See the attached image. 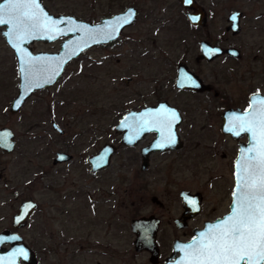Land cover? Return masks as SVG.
<instances>
[{"label": "rangeland", "instance_id": "obj_1", "mask_svg": "<svg viewBox=\"0 0 264 264\" xmlns=\"http://www.w3.org/2000/svg\"><path fill=\"white\" fill-rule=\"evenodd\" d=\"M42 1L53 14L94 23L129 6L137 7L140 15L118 40L85 51L66 66L54 85L33 92L14 113L9 106L18 90L16 59L0 32V128L9 127L16 139L11 153L0 150V231L11 228V217L22 201L34 200L39 208L20 232L39 264H55L52 227L57 225L53 207L56 185L65 182L59 193L67 195L73 192L74 182V189L85 186L83 191H91L93 199L107 195L115 200L119 195V247L118 253L111 251L119 260L105 257L102 264H150L147 254H135L132 246L130 221L136 217L133 201L137 194L133 151L118 146L110 165L96 174L90 172L85 159L106 143L119 145V135L114 131L119 117L145 101L137 98V89L148 98V78L155 67L175 63L184 50H197V41L206 34L214 44L261 50L264 76V0H199L212 13L203 33L192 31L189 25L185 28V10L177 0ZM234 10L244 14L236 36L225 31L226 18ZM60 42L38 41L32 50L57 52ZM128 77L131 82L126 86ZM51 120L65 131L64 135L52 129ZM67 148L75 159L64 165L52 164L55 152ZM182 177L186 186L198 187L194 176L185 173ZM202 219L189 224L187 235Z\"/></svg>", "mask_w": 264, "mask_h": 264}, {"label": "flooded vegetation", "instance_id": "obj_2", "mask_svg": "<svg viewBox=\"0 0 264 264\" xmlns=\"http://www.w3.org/2000/svg\"><path fill=\"white\" fill-rule=\"evenodd\" d=\"M195 1L205 10V24L191 23L187 15L193 13V10L180 4L185 10L183 18L185 28L189 25L192 31L203 33L207 31L212 13L199 0ZM135 8L138 10L137 21L140 10ZM232 12L226 18L225 31L236 36L241 32V25L236 34L228 30L230 25L228 18ZM239 12L240 24L244 14L242 11ZM205 36L197 41V50H184L175 63L155 67L148 78L150 85L148 98L144 97L138 88L137 98L140 97L139 100L144 98L145 101L134 104L133 108L119 117L120 120L129 111L141 112L145 108L152 109L151 130L144 133L136 144L133 146L121 144L122 134H119V148L132 150V160L134 165H137L134 219L159 220L156 233L158 256L154 263L150 261L148 251L135 250L133 246L135 235L131 231L134 253L147 254L150 264H164L165 260L174 254V242L189 241L194 236V231L203 230L207 222H213L230 213L237 185L236 163L241 148L247 153L246 150L252 144V137L251 133L240 131L238 128L234 135L223 132L224 115L233 112L238 116L247 112L251 97L264 96L261 50H239L228 44L222 46L212 43L207 34ZM202 42L208 43L211 47L222 48V54L206 58L201 49ZM229 48H235L236 54L227 53L225 50ZM130 82L131 77L126 78L125 85H129ZM172 112H175V118L171 117ZM53 122L55 121L51 120L52 129ZM55 124L57 125L56 122ZM144 124L138 126L142 127ZM57 127L59 131L54 130L64 135L65 131L60 126ZM167 127L174 128L176 138H159V133L162 136ZM154 143H161L163 148L149 150ZM58 152H63L70 158L54 164L53 159ZM248 155L250 154L247 153L246 156ZM90 156L85 159L89 169ZM53 159L52 164L64 165L72 162L75 154L68 148L61 149L55 152ZM185 173L197 179L198 187L186 186V179L182 177ZM62 183L56 185V200L53 205L54 221L57 223L52 227L55 264H102L105 257L119 260L111 252L115 250V254L118 253L119 247V195L115 200L107 195H97L93 199L91 191L90 193L83 191L85 186L80 190L74 189V182L73 192L64 195L59 193L62 191L60 185H64L65 182ZM171 185L175 186L174 190L169 189ZM183 192L198 197L199 211L183 222L184 227H178L176 220L185 213L181 196ZM16 213L11 217V228L1 231H15L12 220ZM199 217H203L201 223L192 226L187 235L189 224ZM44 228L46 227H42L41 230ZM16 231L23 238L20 230ZM180 232H182L180 235H176ZM40 240L42 242V237ZM4 248L8 249L9 245Z\"/></svg>", "mask_w": 264, "mask_h": 264}, {"label": "water", "instance_id": "obj_3", "mask_svg": "<svg viewBox=\"0 0 264 264\" xmlns=\"http://www.w3.org/2000/svg\"><path fill=\"white\" fill-rule=\"evenodd\" d=\"M184 8L192 9L193 13L187 16L193 24H205L206 14L205 10L197 4L195 0H177ZM5 0H0V5H3ZM38 8L36 11L41 17L40 23L46 19L55 21L54 27L43 28L38 27L32 30V34L26 35L24 39L17 40L12 34V25H0L1 35L4 38L7 46L12 50L17 65L18 72V90L16 96L10 103V111L12 113L18 112L25 101L35 91L42 90L46 87L55 84L64 72L65 67L73 60L77 59L85 51L93 47H101L111 44L119 39L121 32L132 26L138 16V10L129 6L124 11L113 14L109 17L100 19L97 23L79 19L73 15L53 14L45 6L42 0H36ZM236 19L233 20L232 17ZM241 12L233 11L228 18L230 25L228 30L236 34L240 30ZM61 40L59 50L57 52H33L32 45L35 42L51 43ZM201 49L203 56L212 58L222 54L223 49L219 47H211L208 43L202 42ZM227 53L236 54L235 48L225 50ZM178 85V83H177ZM261 101H264V96H253L250 101V108L247 112L241 113L238 116L233 112H228L224 115L222 131L234 135L236 128L240 129V121L237 117H246L251 119L254 114H258L261 108ZM151 108H145L141 112L129 111L118 120L114 126L116 134H122L121 144L126 146H133L146 133L151 130ZM145 123L142 127L138 126ZM53 128L59 131V128L52 123ZM140 127V128H139ZM159 138H176L173 127H167L166 132L159 133ZM158 138V139H159ZM16 145L15 135L9 127L0 128V150L5 153H11ZM160 143H154L149 150L163 148ZM118 146L110 143L104 144L95 154L88 158L90 170L93 174L106 169L111 162V158L118 150ZM173 146V145H167ZM247 153L241 148L239 157L236 163L237 174V189L241 164L243 157ZM53 159L54 164L61 161H66L70 157L63 152H58ZM1 179V175H0ZM185 213L183 217L176 220L178 227H184L183 222L193 216L198 211V197L183 192L181 194ZM234 199V195H233ZM234 202V201H233ZM234 204L231 206V211L223 218H219L213 222H207L201 231H194V236L187 242H174V254L165 260L164 264H191L192 261V245L201 239V234H207L212 226L218 224L232 213ZM37 209V203L34 200L28 199L23 201L17 213L13 216L12 226L15 231L3 230L0 232V264H37V257L34 251L23 241L21 235L16 231L25 227L29 219L33 216ZM159 225V220L156 218H138L132 219L130 228L135 239L133 246L136 251L146 250L150 253V261L155 262L158 256V248L156 244V233ZM9 245L8 249L4 246ZM23 249L27 253V258L19 255L20 250ZM178 253V254H176Z\"/></svg>", "mask_w": 264, "mask_h": 264}, {"label": "snow or ice", "instance_id": "obj_4", "mask_svg": "<svg viewBox=\"0 0 264 264\" xmlns=\"http://www.w3.org/2000/svg\"><path fill=\"white\" fill-rule=\"evenodd\" d=\"M38 7L36 0H5L0 25H12V34L21 41L38 27H54L50 18L40 23ZM170 115L176 117L175 112ZM237 119L240 131L251 133L252 144L246 150L250 155L243 157L232 213L191 246V264H264V101L251 119ZM19 255L27 258L23 249Z\"/></svg>", "mask_w": 264, "mask_h": 264}]
</instances>
